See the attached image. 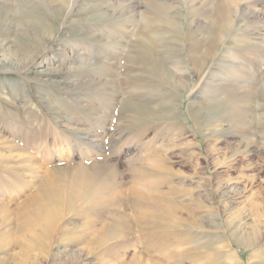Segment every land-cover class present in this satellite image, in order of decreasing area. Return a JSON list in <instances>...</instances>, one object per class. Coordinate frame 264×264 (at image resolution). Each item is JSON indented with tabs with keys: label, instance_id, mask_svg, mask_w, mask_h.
<instances>
[{
	"label": "rangeland",
	"instance_id": "374dc122",
	"mask_svg": "<svg viewBox=\"0 0 264 264\" xmlns=\"http://www.w3.org/2000/svg\"><path fill=\"white\" fill-rule=\"evenodd\" d=\"M59 1L0 0V264H264V0Z\"/></svg>",
	"mask_w": 264,
	"mask_h": 264
},
{
	"label": "bare ground",
	"instance_id": "6f19581e",
	"mask_svg": "<svg viewBox=\"0 0 264 264\" xmlns=\"http://www.w3.org/2000/svg\"><path fill=\"white\" fill-rule=\"evenodd\" d=\"M61 1V0H60ZM60 1H59V3H60ZM64 1H66V0H64ZM68 1L69 0H67V3H68ZM71 1V0H70ZM47 1H45V3H46ZM49 2V1H48ZM51 2V1H50ZM49 2V4L48 5H50L51 3ZM58 2V1H57ZM62 2V1H61ZM44 3V2H43ZM53 3V2H52ZM79 3V0H74L73 1V5H76V4H78ZM63 4V3H62ZM62 4H60V5H62ZM52 5V4H51ZM63 5H65V2H64V4ZM62 5V6H63ZM58 6V5H57ZM61 6V7H62ZM52 7V6H51ZM50 9V8H49ZM83 175V174H82ZM76 176H78V175H76ZM84 177V176H83ZM57 177H55V179H56ZM77 178V177H76ZM75 178V179H76ZM82 178V177H81ZM78 179V178H77ZM45 180V179H44ZM56 181H57V179L56 180H54L53 178H51V177H47V179H46V181H45V183L44 182H42V184L43 185H45V186H43L42 185V187L44 188L45 187V189L47 188V192H50V194L52 195V197H54L55 199L56 198H58L59 197V195H58V192H57V189H58V187H55V183H56ZM86 181V180H85ZM75 182H76V180H75ZM78 182V181H77ZM76 182V183H77ZM82 182V183H81ZM87 182V181H86ZM79 184H81V185H79ZM82 185H83V181H80V183H78V184H71L69 187H71L70 188V191L68 192V194L69 195H74L73 193H74V191L76 190L77 191V189H79V188H81V190H82ZM41 188V187H40ZM84 188V187H83ZM41 190V189H40ZM80 190V191H81ZM75 191V192H76ZM79 191V192H80ZM78 192V191H77ZM46 193V192H45ZM45 193L43 192V190L37 195L36 194V196H35V198H34V200H36V198L38 197V196H43V195H45ZM31 202H33L32 200H31ZM35 202V201H34ZM37 206V208H35L36 210H31L30 212H26V215H28L29 217H30V219H31V217L33 216V218L35 217V218H37V219H39V220H42V223H43V225H44V227L46 228V230L47 229H49V228H51L54 224H55V222H56V220H57V213H56V210H57V208L56 207H51L52 206V204H50V205H48V206H46V205H42V204H37L36 205ZM35 207V206H34ZM20 210V209H19ZM18 210V211H19ZM35 211V212H34ZM28 216H26V217H28ZM43 227V226H42ZM42 231V230H41ZM45 231V230H44ZM48 231V230H47Z\"/></svg>",
	"mask_w": 264,
	"mask_h": 264
}]
</instances>
